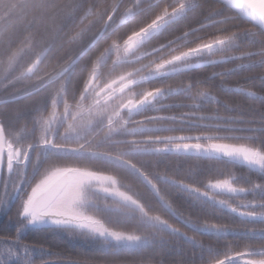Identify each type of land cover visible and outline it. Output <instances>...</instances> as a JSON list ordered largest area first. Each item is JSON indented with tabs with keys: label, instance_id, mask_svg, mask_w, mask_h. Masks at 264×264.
Wrapping results in <instances>:
<instances>
[{
	"label": "snow or ice",
	"instance_id": "obj_1",
	"mask_svg": "<svg viewBox=\"0 0 264 264\" xmlns=\"http://www.w3.org/2000/svg\"><path fill=\"white\" fill-rule=\"evenodd\" d=\"M0 213V264H264V0H0Z\"/></svg>",
	"mask_w": 264,
	"mask_h": 264
},
{
	"label": "trees",
	"instance_id": "obj_2",
	"mask_svg": "<svg viewBox=\"0 0 264 264\" xmlns=\"http://www.w3.org/2000/svg\"><path fill=\"white\" fill-rule=\"evenodd\" d=\"M194 23V22H193ZM62 41L57 42V47L53 50L54 55H64L68 51V47L65 46L64 49H60L59 45ZM74 47V46H73ZM224 67H231V65H225ZM220 68H201L196 73H190L189 75H204L211 73L212 71H219ZM176 99H183L182 97H177ZM188 109H173L172 111H187ZM148 115H154V113H148ZM172 159V158H169ZM200 163L201 165H207V161H196V160H188L185 164V166L190 164H196ZM237 172H244L246 169L243 168H237ZM228 222V221H225ZM33 239L38 240L40 242L44 243V246L46 248H52L54 251H64L67 257L72 258H78L81 253H87L90 251V246H88L82 239L81 240H74L67 236H61V237H53V236H47L44 237L42 240L39 237H34ZM204 240L206 243L210 242V238L204 237ZM90 258H98V257H90ZM55 259V257H53ZM121 259H124V257H121ZM128 259H132L129 257Z\"/></svg>",
	"mask_w": 264,
	"mask_h": 264
},
{
	"label": "rangeland",
	"instance_id": "obj_3",
	"mask_svg": "<svg viewBox=\"0 0 264 264\" xmlns=\"http://www.w3.org/2000/svg\"><path fill=\"white\" fill-rule=\"evenodd\" d=\"M21 103H23V101H22ZM13 211H14V210H13ZM3 220H4V216H3L2 213H0V222H2Z\"/></svg>",
	"mask_w": 264,
	"mask_h": 264
}]
</instances>
